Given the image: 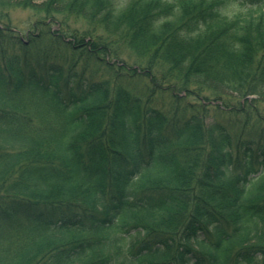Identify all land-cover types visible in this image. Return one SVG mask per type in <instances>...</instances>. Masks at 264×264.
Here are the masks:
<instances>
[{
    "label": "trees",
    "instance_id": "16d2710c",
    "mask_svg": "<svg viewBox=\"0 0 264 264\" xmlns=\"http://www.w3.org/2000/svg\"><path fill=\"white\" fill-rule=\"evenodd\" d=\"M0 264H264V0H0Z\"/></svg>",
    "mask_w": 264,
    "mask_h": 264
},
{
    "label": "rangeland",
    "instance_id": "374dc122",
    "mask_svg": "<svg viewBox=\"0 0 264 264\" xmlns=\"http://www.w3.org/2000/svg\"><path fill=\"white\" fill-rule=\"evenodd\" d=\"M6 12V11H5ZM11 18V26L12 30L16 33H18L20 36H22L24 39H26V34L28 31H30L31 27L33 26V23L37 20L35 19V14L31 12L29 9H8L6 12ZM73 28H81L83 26L82 24H75L72 23ZM56 26L54 27V29ZM123 51V50H121ZM129 54V53H128ZM127 55V54H126ZM124 57V56H123ZM128 58V59H126ZM125 61L129 60L128 62L132 64V61L135 59L134 55H128V57L125 56Z\"/></svg>",
    "mask_w": 264,
    "mask_h": 264
}]
</instances>
